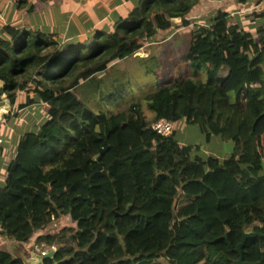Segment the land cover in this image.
Here are the masks:
<instances>
[{
	"label": "trees",
	"instance_id": "1",
	"mask_svg": "<svg viewBox=\"0 0 264 264\" xmlns=\"http://www.w3.org/2000/svg\"><path fill=\"white\" fill-rule=\"evenodd\" d=\"M197 1L140 0L126 17L88 36L93 51L85 41L58 45L43 32L4 27L0 97L13 104L22 90L17 109L40 103L47 117L22 134L5 167L0 233L20 244L64 215L75 222L36 236L42 249L64 242L67 234L73 240L43 264L159 258L168 264H235L245 226L257 221L251 231L264 232V11L244 13V26L222 10L192 24L187 14ZM250 16L261 22L246 27ZM190 24L180 62L204 68L205 80L177 77L159 85L145 104L152 120L195 124L205 142L182 144L175 130L156 133L139 102L95 114L73 92L154 40L157 31ZM213 136L232 142L226 156L201 153ZM241 253L245 261L264 264V235L246 238ZM0 264L27 263L0 250Z\"/></svg>",
	"mask_w": 264,
	"mask_h": 264
},
{
	"label": "rangeland",
	"instance_id": "2",
	"mask_svg": "<svg viewBox=\"0 0 264 264\" xmlns=\"http://www.w3.org/2000/svg\"><path fill=\"white\" fill-rule=\"evenodd\" d=\"M191 30L192 28L190 27L189 29H180L178 30V35L175 37L171 38L166 36L164 39L156 40L149 45H143V49L140 48L139 51L136 52L137 55L127 56L112 63L107 69L99 72L91 81H85L75 86L73 92L95 114L104 113L108 115L124 109L129 103L139 102L142 105V114L146 120L152 122L153 112L146 106L145 100L159 85L183 75H194L201 80H205L206 78L204 68L196 71L193 64L180 62L181 56L188 47ZM95 45L93 39L90 43L86 42L85 44L86 48L90 51L94 50ZM145 54H148V56L146 57ZM144 55L145 57H143ZM176 64L180 65L176 66ZM225 72V69H221L219 74L223 75ZM31 94L32 92H29V95ZM1 98H6V96L3 95ZM23 99L24 92H19L17 100L13 104L9 103L8 119L10 121L13 120L14 123L17 122L14 125L16 129L21 128L20 122L22 121L24 123L40 124L47 117L46 113L41 109V105L31 106L32 104L27 105L32 109L24 111L20 116H14L18 110L17 105L22 103ZM10 121L7 120L8 125L12 126ZM34 127L35 126H28L23 131L32 130ZM176 127L178 129L175 130V133L180 143L198 144L200 142H205L203 134L195 124L186 123L180 127ZM70 135H72V133L68 132L66 137H70ZM219 140L224 144H220ZM210 142L209 144H204V149L203 147L201 148L202 154H208V149H213L217 152L216 155L224 156L228 154L232 148L231 141L222 140L219 136H213ZM13 156L14 153H10V151L6 154L7 160L11 159ZM260 173H264V165ZM256 224H258L257 221L247 224L244 230L251 231L252 226ZM74 225L75 222L72 221L70 216L64 215L58 220L51 221L41 233H55L60 231L63 227ZM36 236L37 235L34 236L35 243H37ZM28 243V241L23 242L19 244V246L13 239L7 238L0 233V250L8 251L15 255L19 253V247L27 250ZM63 245L67 246V248L73 245V240L69 234L66 235L64 242L55 243L56 248L59 246L63 247ZM38 246L42 249L40 245ZM29 247L30 251L37 252L32 249V246ZM157 260L160 263L168 264L165 258H159ZM157 260L144 261L140 264H154Z\"/></svg>",
	"mask_w": 264,
	"mask_h": 264
},
{
	"label": "crops",
	"instance_id": "3",
	"mask_svg": "<svg viewBox=\"0 0 264 264\" xmlns=\"http://www.w3.org/2000/svg\"><path fill=\"white\" fill-rule=\"evenodd\" d=\"M139 1L140 0H0V35L5 36L4 27L11 26L22 31L43 32L51 39L55 40L58 45L70 42H83L86 41L88 36H91L94 31L111 27L114 22L126 17L130 10L138 6ZM217 10L226 11L229 12V14L239 16L244 26V13L250 14L254 12L257 14L260 11H264V0H198L188 12L187 18L191 20L190 22H192V24H203L204 20H208ZM254 18L253 16L248 17L247 23L250 22V25L245 26L253 28V26H257L259 22H261L260 19ZM179 21L180 20L173 22L178 23ZM192 24L188 26H177L171 31L159 30L154 40L144 46L156 40L164 39L166 36L171 38L175 37L179 33L178 30L189 29V27L192 28ZM140 48L143 49V46ZM139 49L136 52H138ZM136 52L130 56H134V54L137 55ZM145 55L146 57L148 56V54ZM145 55L143 57H145ZM19 92H22V90H18L17 96ZM36 105L39 106L40 104L33 103L31 106ZM30 109L32 108L28 106L18 109L14 116H20L24 111ZM8 118L9 117H3L0 120V139L3 145V154L0 156V182H2L5 177V167L10 161V159L7 160V152L10 151V153H15L19 138L24 132L30 131H23L26 127L35 126L34 129H32L35 130L39 126V124L24 123L22 121L20 122L21 128L16 129L14 125L17 122L14 123L13 120L10 121ZM7 120L12 123V126L8 125ZM183 124L186 123L182 121L181 125ZM219 143L224 144L221 143L220 140ZM208 152V154H217L213 149H208ZM216 156L224 157L223 155ZM41 231L42 230H38L34 232L28 241L27 250L19 247V253L16 254H19L23 260L30 256L31 251L29 246L35 243L34 236L39 235Z\"/></svg>",
	"mask_w": 264,
	"mask_h": 264
},
{
	"label": "water",
	"instance_id": "4",
	"mask_svg": "<svg viewBox=\"0 0 264 264\" xmlns=\"http://www.w3.org/2000/svg\"><path fill=\"white\" fill-rule=\"evenodd\" d=\"M173 21H178L180 18H171ZM3 87V83L0 80V89ZM3 96V94L1 95ZM3 99V100H1ZM9 99L6 98H1L0 97V120L4 117V114L8 112L9 110ZM255 235H264V232H255V231H243L240 241L237 243L236 247L234 250L237 252L238 257L235 259V264H258L257 261L254 262H249L243 260L242 253H241V246L248 237H253ZM53 254V250L48 251L46 254L41 255L37 252L31 251L30 256L28 258H25L24 262L27 264H43V258L44 257H51Z\"/></svg>",
	"mask_w": 264,
	"mask_h": 264
},
{
	"label": "built area",
	"instance_id": "5",
	"mask_svg": "<svg viewBox=\"0 0 264 264\" xmlns=\"http://www.w3.org/2000/svg\"><path fill=\"white\" fill-rule=\"evenodd\" d=\"M182 121L183 120H170L167 118H158V119L153 120L150 123V127L156 133L161 134V135H166V134H170L174 129H176L177 128L176 126L178 127L181 126ZM31 246L33 250L37 251L41 255L46 254L50 250L54 251L56 249L54 244H51L45 249H40V247L36 243H33Z\"/></svg>",
	"mask_w": 264,
	"mask_h": 264
},
{
	"label": "clouds",
	"instance_id": "6",
	"mask_svg": "<svg viewBox=\"0 0 264 264\" xmlns=\"http://www.w3.org/2000/svg\"><path fill=\"white\" fill-rule=\"evenodd\" d=\"M3 95H4V94H3ZM0 142H1V141H0ZM37 245H38V244H37ZM54 251H55V250H54ZM54 251H53V252H54Z\"/></svg>",
	"mask_w": 264,
	"mask_h": 264
}]
</instances>
